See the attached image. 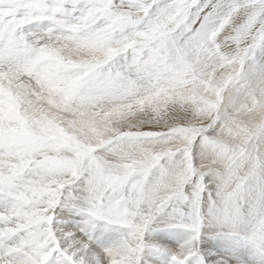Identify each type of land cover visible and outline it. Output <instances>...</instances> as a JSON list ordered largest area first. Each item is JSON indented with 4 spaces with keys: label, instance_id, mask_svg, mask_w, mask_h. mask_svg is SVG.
I'll return each mask as SVG.
<instances>
[{
    "label": "snow or ice",
    "instance_id": "6c2138e0",
    "mask_svg": "<svg viewBox=\"0 0 264 264\" xmlns=\"http://www.w3.org/2000/svg\"><path fill=\"white\" fill-rule=\"evenodd\" d=\"M0 264H264V0H0Z\"/></svg>",
    "mask_w": 264,
    "mask_h": 264
}]
</instances>
